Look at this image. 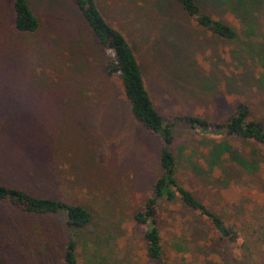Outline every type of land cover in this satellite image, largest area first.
Wrapping results in <instances>:
<instances>
[{
	"label": "rangeland",
	"instance_id": "1",
	"mask_svg": "<svg viewBox=\"0 0 264 264\" xmlns=\"http://www.w3.org/2000/svg\"><path fill=\"white\" fill-rule=\"evenodd\" d=\"M93 1L132 48L164 123L183 115L221 122L238 102L264 122V0H197L235 31L233 40L185 20L174 0ZM11 4L0 0V183L84 207L92 219L88 236L103 251L120 264H154L143 257L131 215L158 175L161 139L132 119L119 80L102 74L99 47L72 0H26L38 22L32 33L14 30ZM173 128L178 182L239 240L232 246L203 219L163 204L170 264H264V148L225 138L243 157L255 152L256 170L229 167L201 178L187 162L202 167L193 131ZM67 237L62 215L24 214L0 203L5 264H63Z\"/></svg>",
	"mask_w": 264,
	"mask_h": 264
},
{
	"label": "trees",
	"instance_id": "2",
	"mask_svg": "<svg viewBox=\"0 0 264 264\" xmlns=\"http://www.w3.org/2000/svg\"><path fill=\"white\" fill-rule=\"evenodd\" d=\"M174 1L183 12L185 20L192 21L202 31L226 40L235 39V31L227 24L202 11L197 0ZM72 2L99 47L100 52L96 55L102 74L119 80L132 119L145 132L161 139L158 175L142 207L131 215L133 225L140 228L139 238L143 243L144 259L154 264H170L163 251L160 229L159 211L163 204H176L190 214L203 219L224 241L237 246L239 235L235 228L224 223L219 215L178 182L177 162L170 150L174 143L173 127L185 125L193 131L198 147L196 156H199V150L204 152L200 162L202 167H197L189 158L187 162L191 173L209 179L217 174H225L229 167L247 175L256 170V161L252 159L255 152L243 157L225 138L239 139L242 142L253 143L264 148V122L259 118H250L247 105L238 102L233 113L221 122H210L202 118L183 115L174 116L172 121L164 123L153 107L144 86L140 66L124 36L110 26L93 0H72ZM11 7L13 28L16 32L36 31L38 22L27 6L26 0H12ZM1 202L7 203L11 208L24 214L62 215L68 234L62 253L63 264H79V257L82 260L83 256L87 255V251L91 253L86 259V264H120V261L113 258L108 248L103 251L100 241H92L88 236L87 231L92 219L84 207L59 199L34 196L27 191L2 183H0ZM0 264L5 263L0 259Z\"/></svg>",
	"mask_w": 264,
	"mask_h": 264
}]
</instances>
